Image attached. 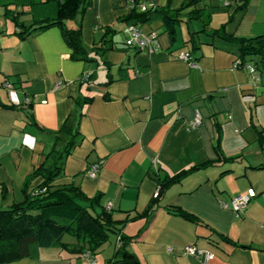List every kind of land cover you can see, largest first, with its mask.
I'll use <instances>...</instances> for the list:
<instances>
[{
	"label": "crops",
	"instance_id": "1",
	"mask_svg": "<svg viewBox=\"0 0 264 264\" xmlns=\"http://www.w3.org/2000/svg\"><path fill=\"white\" fill-rule=\"evenodd\" d=\"M90 1L79 21L85 61L70 60L57 27L19 37L1 18L2 7L12 0L0 4V184L7 191L0 209L21 200L22 182L56 147L53 133L70 116L82 140L65 160L58 183H72L89 198L100 194L116 220L141 213L155 199L157 180L211 162L168 188L146 218L124 224L121 232L131 238L126 249L143 264H264V67L252 82L244 66L233 67L237 47L209 36L220 27L237 38L264 34V0H230L227 5L201 0L196 8L207 26L205 34L194 36L200 44L193 51L185 42L201 23L187 19L192 7L180 13L170 43L163 11H174L185 0H156L152 18L139 25L156 33L159 50L152 54L123 46L126 5L134 0ZM22 21L28 25L29 17ZM182 22L186 32L178 38ZM103 39L110 40L105 52ZM184 52L192 65L176 59ZM85 74L87 81L79 82ZM4 83L12 88L5 89ZM84 99L89 101L79 107L77 101ZM195 113L200 124L189 129ZM218 135L220 154L234 161H217ZM94 164L99 170L88 178L86 171ZM248 190L254 197L235 217L231 200ZM174 207L200 224L168 210ZM191 245L213 259L183 255ZM9 264L97 262L40 248L34 258Z\"/></svg>",
	"mask_w": 264,
	"mask_h": 264
},
{
	"label": "trees",
	"instance_id": "2",
	"mask_svg": "<svg viewBox=\"0 0 264 264\" xmlns=\"http://www.w3.org/2000/svg\"><path fill=\"white\" fill-rule=\"evenodd\" d=\"M201 0H185L180 8L162 14V26L170 43L175 39V30L182 19L180 13L192 7L187 14L189 21L201 23V29L189 33L185 44L189 43L191 51L200 44L194 36L205 34L207 18L196 6ZM134 3L136 4L137 2ZM12 8L9 9L8 7ZM91 6L90 0H12L2 7L1 18L10 22L18 30L17 35L24 38L32 33L50 27L59 29L61 38L70 49V60L85 61L87 53L81 43L80 20L84 12ZM152 10L140 12L135 6L130 8L123 18L126 25H141L152 18ZM28 16L29 24L25 25L22 18ZM72 23V27H68ZM108 32L109 28L105 29ZM104 36H107L105 34ZM209 36L237 47L236 62L238 67L250 63L256 70L264 67V34L253 38H237L227 35L223 27L213 30ZM104 40V39H103ZM110 40H104L103 52L111 49L105 46ZM89 99L77 101L80 107ZM27 105V107H30ZM28 117L30 115L28 114ZM56 147L45 153L43 160L34 166L25 177L20 188L21 200L12 202L5 209H0V264H9L25 258H34L40 248H57L70 255L81 256L90 252L95 256L109 240V235L117 236L112 257L105 264H143L136 256L127 251L126 245L131 238L122 234L124 224L135 218H146L156 200L172 185L179 183L194 170L204 168L211 162L191 166L174 175L157 180V194L149 201L145 209L138 215L116 220L113 211L101 204V195L85 196L78 186L72 183L59 184L65 160L71 155L82 137L70 116L53 133ZM214 151L217 161H234L224 158L219 151V135ZM264 170V167H263ZM7 194L6 188L0 184V200ZM174 215L194 224L200 222L192 215L179 208L168 209ZM73 238L74 243L63 241L64 236ZM227 241V239L225 238Z\"/></svg>",
	"mask_w": 264,
	"mask_h": 264
},
{
	"label": "built area",
	"instance_id": "3",
	"mask_svg": "<svg viewBox=\"0 0 264 264\" xmlns=\"http://www.w3.org/2000/svg\"><path fill=\"white\" fill-rule=\"evenodd\" d=\"M225 4L227 5L230 0H224ZM156 0H142L141 2H137L136 4L134 1H128L127 2V8L128 10L130 8H133L134 6L140 11V12H146L149 10H153L154 4ZM123 46L125 49L128 50H133V51H139V52H145L148 54L156 53L159 50V44L157 42V36L155 32H144L138 25H126L123 30ZM176 59H180L183 61H187L190 65L191 64V58L188 53H179L176 55ZM233 67L237 68L238 64L237 62L233 63ZM244 69L249 74V78L252 82H255L258 79V76L256 74V69L253 65L250 63H246L244 65ZM88 79V75H83L81 76L78 81L79 82H85ZM60 83L58 82L56 84V87L59 86ZM3 87L5 89H11V85L9 83H4ZM24 104L25 105H30L31 100L29 98L24 99ZM201 121V117L199 113H195L194 118L187 124L189 129H195L196 127L199 126ZM99 170V166L94 164L91 165L87 171H86V176L88 178H94ZM157 192L155 193L154 196H156ZM254 197V193L251 190H248L247 192L240 194L238 196H235L232 198L231 203H230V209L235 215V217L241 216L244 211L247 208L248 203L250 200ZM222 209H227L228 206L226 204L221 203L220 204ZM109 206L106 207L108 209ZM183 255L186 256H191L198 258L199 260H202L204 262L210 261L213 259V256L211 253L198 249L194 246H187L183 249L182 251ZM83 257L89 262V263H94L93 256L90 252H85L83 254Z\"/></svg>",
	"mask_w": 264,
	"mask_h": 264
},
{
	"label": "rangeland",
	"instance_id": "4",
	"mask_svg": "<svg viewBox=\"0 0 264 264\" xmlns=\"http://www.w3.org/2000/svg\"><path fill=\"white\" fill-rule=\"evenodd\" d=\"M7 2H8V0H3V1H0V4H5ZM181 25L182 26H180L179 29L177 30V37L178 38L181 37L182 34L185 35V32H186L185 25L183 24V22ZM194 28L195 27H193V29ZM202 38H204V37L202 36ZM5 208L6 207H3V209H5ZM108 240L109 241L106 244H104L103 247L100 249V251L94 256V258H95L94 263L97 262V264H103L105 262H104V260H101V259L112 257V254L114 252L115 246H117V243H114V235H112V234L109 235ZM63 241L64 242H71V241L74 242L73 238H71L67 235L63 237Z\"/></svg>",
	"mask_w": 264,
	"mask_h": 264
}]
</instances>
